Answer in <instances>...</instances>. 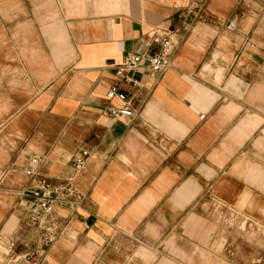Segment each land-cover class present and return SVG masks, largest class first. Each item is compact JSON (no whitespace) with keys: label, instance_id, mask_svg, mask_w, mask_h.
<instances>
[{"label":"crops","instance_id":"obj_1","mask_svg":"<svg viewBox=\"0 0 264 264\" xmlns=\"http://www.w3.org/2000/svg\"><path fill=\"white\" fill-rule=\"evenodd\" d=\"M247 3L0 0L32 41L15 71L33 77L7 129L30 139L18 149L0 135V264H24L36 241L20 197L28 160L60 182L83 150L90 156L73 184L85 200L46 264H230L215 251L219 227L207 206L250 203V213L264 199L255 195L264 192V33L240 30L252 21ZM176 27L186 30L171 67L158 79L143 69L139 87L121 85L135 119H108L106 107L122 105L105 97L114 65Z\"/></svg>","mask_w":264,"mask_h":264},{"label":"built area","instance_id":"obj_2","mask_svg":"<svg viewBox=\"0 0 264 264\" xmlns=\"http://www.w3.org/2000/svg\"><path fill=\"white\" fill-rule=\"evenodd\" d=\"M226 27L234 30L235 21L231 20ZM185 30L176 27L166 36L155 33L148 44L149 50L141 53L130 52L120 63L114 65L116 81L108 89L105 97L107 101L118 100L122 105L106 107L105 115L108 119L129 121L135 119L136 110L121 85L139 87L136 77L143 69L157 79L160 78L171 67L183 35L181 31ZM89 156L88 150L81 151L80 156L73 160L72 175L60 182H52L41 175L39 158L31 157L28 160L23 169L28 182L22 189L20 197L26 213L25 222L29 227L36 229L37 235L36 241L31 246L33 251L24 256V264H46V251L60 238L70 221L78 215L85 196L75 188L73 180L84 169ZM61 212H65V215ZM16 244L17 240H12L10 247L14 248ZM22 244L27 248L26 243Z\"/></svg>","mask_w":264,"mask_h":264},{"label":"rangeland","instance_id":"obj_3","mask_svg":"<svg viewBox=\"0 0 264 264\" xmlns=\"http://www.w3.org/2000/svg\"><path fill=\"white\" fill-rule=\"evenodd\" d=\"M247 1L251 7V13L248 16L252 21L248 29L240 28V30L244 33L249 32L253 37L259 32L264 33V3L255 4L254 1ZM19 21L17 17L0 12V106H7V109L0 113V131L2 130L0 135L6 144L18 146V149L27 144L30 134L17 135L18 138L15 140L12 134H7L9 133L7 129L13 121L12 118L22 106L21 95L26 88L21 85L26 84L28 78L33 81L29 72L15 71L17 65L24 64V57L20 54L21 48L32 42L25 39L26 34L24 31L21 32ZM41 25L39 21L37 36L41 39L42 46L45 47L47 45L41 38ZM262 38L264 41V35ZM19 77H21L20 80ZM40 123V120L33 121V127L30 130L32 134ZM257 188L259 191L255 195H264L258 186ZM256 204V209L250 213L247 209L251 206L250 203L243 208H237L221 201H214L207 206L209 217L219 227L215 238L219 239V246L215 251L219 255L227 256L230 264H264V213L262 212L264 199Z\"/></svg>","mask_w":264,"mask_h":264}]
</instances>
